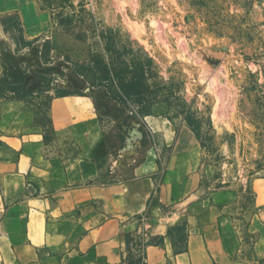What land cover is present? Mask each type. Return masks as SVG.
Returning <instances> with one entry per match:
<instances>
[{"label":"rangeland","instance_id":"obj_1","mask_svg":"<svg viewBox=\"0 0 264 264\" xmlns=\"http://www.w3.org/2000/svg\"><path fill=\"white\" fill-rule=\"evenodd\" d=\"M37 37L0 0V102L48 122L51 103L86 95L100 154L134 165L154 148L151 118L194 141L212 189L242 208L264 181V0H36Z\"/></svg>","mask_w":264,"mask_h":264},{"label":"crops","instance_id":"obj_2","mask_svg":"<svg viewBox=\"0 0 264 264\" xmlns=\"http://www.w3.org/2000/svg\"><path fill=\"white\" fill-rule=\"evenodd\" d=\"M10 1L2 14L46 31L36 0ZM48 118L0 102V264H264L263 180L242 208L206 184L193 139L168 121L151 118L154 148L120 168L100 154L89 97L55 99Z\"/></svg>","mask_w":264,"mask_h":264}]
</instances>
